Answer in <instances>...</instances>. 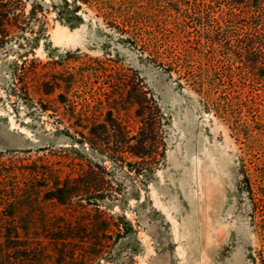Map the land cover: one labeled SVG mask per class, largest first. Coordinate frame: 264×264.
Instances as JSON below:
<instances>
[{"label": "rangeland", "instance_id": "obj_1", "mask_svg": "<svg viewBox=\"0 0 264 264\" xmlns=\"http://www.w3.org/2000/svg\"><path fill=\"white\" fill-rule=\"evenodd\" d=\"M83 6L81 19L72 22L45 6L44 35L35 41L30 33L20 35L0 48L2 160L8 165L36 162L64 177L76 176L90 160L103 159L82 142L87 129L81 113L84 106L104 113L108 81L135 75L162 110L166 156L155 173L132 181L124 201L101 207L109 215L125 216L137 230L141 244L133 264H255L253 257L263 245L245 184L251 167L245 144L242 136L237 140L231 122L206 108L184 72L166 61L170 45L182 46L174 20L161 15L159 22L136 27L130 38L94 8ZM30 7L31 0L26 12ZM57 73L83 77L67 105L56 92L41 90V81ZM237 115L244 117L243 112ZM124 117L134 127L131 110ZM20 180L25 187L21 196L31 206L19 211L32 212L31 231L49 227L59 215L74 226L82 219L74 212L84 211L79 206L46 201L40 190Z\"/></svg>", "mask_w": 264, "mask_h": 264}, {"label": "trees", "instance_id": "obj_2", "mask_svg": "<svg viewBox=\"0 0 264 264\" xmlns=\"http://www.w3.org/2000/svg\"><path fill=\"white\" fill-rule=\"evenodd\" d=\"M28 1L0 0V48L20 35L30 33L31 41L44 35L45 6L70 22L81 19L83 5L90 6L130 38L136 27L159 22L161 15L174 20L182 46L170 45L166 61L184 72L207 109L231 122L237 140L243 138L251 166L245 184L263 245L253 262L264 264V0H165L164 5L162 0H31L26 12ZM81 78L57 73L41 81V90L56 92L67 105ZM104 98L106 111L98 114L84 106L85 125H79L87 129L82 142L103 159L90 160L76 176L63 177L36 162L8 165L0 154V264H133L141 244L137 230L125 216L109 215L101 207L124 201L136 177H148L163 163L165 123L157 101L135 75L108 81ZM130 110L134 127L124 117ZM20 178L46 201L79 206L84 211L74 212L82 219L74 226L59 215L49 227L31 231L32 212L19 211L31 206L21 196Z\"/></svg>", "mask_w": 264, "mask_h": 264}]
</instances>
